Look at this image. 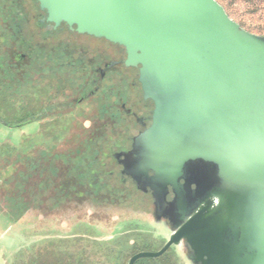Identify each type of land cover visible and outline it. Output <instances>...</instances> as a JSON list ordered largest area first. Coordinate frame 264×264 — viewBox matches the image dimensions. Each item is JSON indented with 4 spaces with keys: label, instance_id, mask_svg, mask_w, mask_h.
<instances>
[{
    "label": "water",
    "instance_id": "95a60500",
    "mask_svg": "<svg viewBox=\"0 0 264 264\" xmlns=\"http://www.w3.org/2000/svg\"><path fill=\"white\" fill-rule=\"evenodd\" d=\"M36 1L53 29L123 46L155 103L124 173L152 188L173 229L128 264L184 240L194 262L264 264V35L217 0Z\"/></svg>",
    "mask_w": 264,
    "mask_h": 264
},
{
    "label": "flooded vegetation",
    "instance_id": "af4514ba",
    "mask_svg": "<svg viewBox=\"0 0 264 264\" xmlns=\"http://www.w3.org/2000/svg\"><path fill=\"white\" fill-rule=\"evenodd\" d=\"M46 16L36 0H0V98H31L36 118L32 122L40 124L39 139L31 145L36 158L47 151L52 160L54 152L68 164L70 157L84 161L88 149H99L81 162L83 174L93 175L83 193L98 195L103 190L108 197L120 199V211L125 207L132 215L135 204L134 214H151L153 223L142 225L160 229V250L166 242L164 234L173 225L168 217L156 215L152 188L139 186L124 173L126 154L133 150L135 138L153 123L155 103L144 95L140 66L126 65L123 46L80 34L65 23L53 29L43 21ZM64 118L68 123L59 125ZM69 136L74 144L58 150L55 141ZM169 189L172 200L174 193ZM132 225L138 223L125 224L130 231ZM193 256L184 240L156 258L160 264H183L182 258L202 264L194 262Z\"/></svg>",
    "mask_w": 264,
    "mask_h": 264
},
{
    "label": "trees",
    "instance_id": "16d2710c",
    "mask_svg": "<svg viewBox=\"0 0 264 264\" xmlns=\"http://www.w3.org/2000/svg\"><path fill=\"white\" fill-rule=\"evenodd\" d=\"M32 108L31 98H0V122L22 127L36 119ZM31 145L20 151L10 142H0V214L23 226L24 217L35 211L43 218L67 216L77 221L74 230L65 236L22 248L13 264H128L138 250L136 242L130 243L136 230L130 231L124 225L116 228L112 237L104 238L97 227L105 220L109 224L113 215L117 220L123 219L122 214L131 215L124 206L122 211L117 207L120 199L108 197L103 190L98 195L83 193L93 175L86 171L83 174L82 164L73 159L75 156L70 157L68 164L62 163L61 154L54 152L52 160L47 151L36 158ZM78 208H85V216L68 214ZM136 208L134 204L133 213ZM135 264H160V258H141Z\"/></svg>",
    "mask_w": 264,
    "mask_h": 264
},
{
    "label": "rangeland",
    "instance_id": "374dc122",
    "mask_svg": "<svg viewBox=\"0 0 264 264\" xmlns=\"http://www.w3.org/2000/svg\"><path fill=\"white\" fill-rule=\"evenodd\" d=\"M223 5L229 16L238 22L246 30L258 34L264 35V0H217ZM60 119L59 125L67 124L68 120ZM40 124L38 122H30L22 127H10L3 125L0 122V128H2L3 140L10 142L18 147L20 151L26 149L28 144L37 142L39 139L38 130ZM70 139V140H69ZM69 139H63L61 141H55L57 143L58 150L69 147V144H74L73 139L69 136ZM98 150H87L84 155V161L98 154ZM80 161V163L82 162ZM85 208L72 209L68 212L69 215L79 214L85 216ZM40 214L35 211L27 214L24 218L23 224H18L16 228H12L8 225L4 226V230L0 235V242L2 246H10L11 248L4 249L5 264H13L17 253L24 247L31 246L34 243H38L44 239L56 236H65L71 233L75 226L76 219L72 220V217L67 216L65 218L60 217H46L39 216ZM116 215L111 216L109 220H105L103 223L97 224L98 230L103 234L104 238H110L114 234L116 228H123L125 225L123 222L132 220V223H138V225H132L131 228L135 229L134 237L130 243H137V251H157L160 247V229L150 226H144L142 224L153 223L151 214H122L123 219H116ZM76 220V221H75ZM19 226V227H18ZM19 228V229H18ZM168 233V232H167ZM167 233L164 234L166 237ZM15 251H17L15 253ZM183 257V255L180 253ZM183 264H189L183 259Z\"/></svg>",
    "mask_w": 264,
    "mask_h": 264
},
{
    "label": "crops",
    "instance_id": "0c3cea01",
    "mask_svg": "<svg viewBox=\"0 0 264 264\" xmlns=\"http://www.w3.org/2000/svg\"><path fill=\"white\" fill-rule=\"evenodd\" d=\"M4 125V124H3ZM0 133L2 134L3 133V130L2 128H0ZM5 140H3V135H0V142H4ZM19 224V222H11V220L6 217L5 215L3 214H0V235L2 234L3 230H4V226L5 225H8L12 228H16L17 225ZM19 227V226H18ZM19 229V228H18ZM6 245V244H5ZM3 245L2 246V242H0V264H5V260H4V249L5 248H11L10 246H5ZM17 251H15L16 253Z\"/></svg>",
    "mask_w": 264,
    "mask_h": 264
}]
</instances>
